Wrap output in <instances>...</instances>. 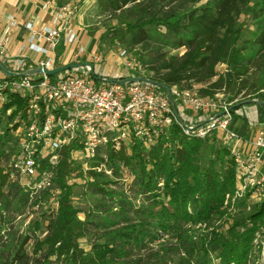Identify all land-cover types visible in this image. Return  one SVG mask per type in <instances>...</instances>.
Returning <instances> with one entry per match:
<instances>
[{"label":"trees","instance_id":"obj_1","mask_svg":"<svg viewBox=\"0 0 264 264\" xmlns=\"http://www.w3.org/2000/svg\"><path fill=\"white\" fill-rule=\"evenodd\" d=\"M181 1L192 7L154 5L155 0H96L99 11L113 21L99 42L147 48L148 73L141 76L169 88L206 84L199 94L211 95L219 89L239 92L256 57L264 54V0H209L197 6L199 0ZM243 15L252 30L239 24ZM172 50L179 52L171 54ZM220 63L226 65L225 73L215 70ZM246 98L264 102V86ZM24 104L11 96L3 108L14 107L8 119ZM253 105L257 121L264 123V103ZM9 137L6 127L0 137V264H162L159 252L151 254L155 258L151 262L147 257L137 260V253L158 239V231L165 232L181 222L192 226L208 223L222 216L224 195L235 188L234 163L218 139L214 135L186 136L173 122L149 146L133 139L120 143L117 149L111 143L100 148L91 166L104 163L111 170L109 175L74 166L69 158L77 145L65 147L55 167L57 209L44 207L20 230L15 219L30 205L28 193L8 179L4 167L6 149H11ZM81 181L98 197L84 212L72 205V189ZM48 194L43 191L36 201H47ZM131 196L141 201L140 206H134ZM263 217L264 200L251 214L253 223ZM89 226L95 230L113 227L109 232L113 236L106 243L90 242L85 251L79 241ZM254 232L253 225L241 233L231 232L228 238L212 232L210 238L200 233L196 240L191 233H179L177 249L189 259L203 253V263L208 264V249L216 245L220 264H248Z\"/></svg>","mask_w":264,"mask_h":264},{"label":"built area","instance_id":"obj_2","mask_svg":"<svg viewBox=\"0 0 264 264\" xmlns=\"http://www.w3.org/2000/svg\"><path fill=\"white\" fill-rule=\"evenodd\" d=\"M71 15L72 9L65 6L57 8L51 26L37 30L33 23H24L29 35L13 56L7 47L11 28L17 26L14 17L8 16L0 37V61H3L0 64L11 73L0 74V137L7 127L11 140L4 167L8 179L28 193L27 214L39 213L46 206L51 211L57 209L55 167L65 147L77 145L70 153L71 162L109 175L104 163L91 166L100 148L111 143L117 149L120 143L133 139L149 146L173 122L186 136L214 135L226 148L235 168L232 203L250 197L262 196L264 200V123L255 119L254 134L250 137L238 134L232 126L234 106L225 102L222 93L202 96L172 86L171 103L162 88L142 81L121 84L118 81L125 77L99 75L93 69L99 77L95 79L86 65L61 71V75L60 72L47 75L45 69L56 67L55 50L61 32L66 46L71 48L77 42L76 32L68 22ZM73 48L74 59L85 52L82 47ZM28 51L45 57L33 58ZM117 56L126 67L141 68L126 50H119ZM101 61V54L95 53L89 63ZM77 68H83L82 73L71 71ZM107 78L114 82H107ZM11 96L24 100L25 104L9 120L14 107L3 108ZM186 111L192 113L190 118L183 115ZM43 191H48L52 200L36 201Z\"/></svg>","mask_w":264,"mask_h":264},{"label":"rangeland","instance_id":"obj_3","mask_svg":"<svg viewBox=\"0 0 264 264\" xmlns=\"http://www.w3.org/2000/svg\"><path fill=\"white\" fill-rule=\"evenodd\" d=\"M52 1L58 8L68 6L72 9L71 18L74 19L77 26V42L72 46V48L76 47L77 45H82L85 51L83 57L85 60H88V57L90 55L92 56L97 52L101 54L102 61L99 63H93V69L95 73L101 72V75H103L102 73H107L110 76L121 75L125 77L132 72H138L140 74L139 76L148 73V59L146 57L148 51L147 48L141 46L131 47L125 44H110L109 40H106L104 43L99 42V36L106 30H108L110 26H112L113 21L106 14H103L99 11V9L97 8L96 0ZM208 1L209 0H199L196 6ZM161 3L172 4L173 6H180L183 9L192 7L191 5L182 2L181 0H155L154 5H158ZM238 22L244 27H248L249 30H252V26L248 20L247 15L241 16ZM72 48L70 49V47H68L66 50L64 45L60 43L56 47V55L61 56L65 54L66 51L72 50ZM123 48L126 49L128 56L133 57L135 59L136 63L141 67L140 69L136 67L129 68L126 67L124 64H117L116 61H112V64H110L107 59H103L105 58V56L107 57L109 53L112 52L113 54H117L118 51L123 50ZM178 52V50H172L170 53L176 54ZM215 70L218 73H225L227 70L226 65L220 63L215 67ZM71 71L82 73L83 68H77ZM61 73L62 72H60L58 75H61ZM0 74H2L3 76V73ZM246 80L247 82L245 84V87L239 92L234 90L233 93L229 91V93H227V91H224L223 89L214 91V93L217 91L222 93L224 95L225 102L232 103V105L234 106L232 111L234 118L232 122H236L237 125L242 129L244 128V126H241V122H244L243 118L249 120L251 118L250 116L256 115L255 106L253 104H246L241 107H238L236 105L249 99L246 97L251 98L252 95L255 94V91L260 88V85L262 87L264 86V54L258 55L256 57L254 65L250 67ZM205 85L194 84L193 87L189 90H191L197 95H201L199 94L198 90L199 88L204 87ZM227 94H229L230 100ZM183 115L187 118H190L188 116H191L192 113L186 111L183 113ZM218 142L221 143L219 140ZM219 143L216 145V147L220 146ZM77 164L81 165L80 162L75 164L73 163L74 166ZM82 169L87 170V168L84 167H82ZM106 171L111 174V170L107 169ZM126 176V174L123 175V177ZM82 184H84V181L83 183L81 181V184L75 185L72 189V205L80 209L81 212H84L90 210L94 206L98 197L90 194L86 190V188L82 186ZM232 193L233 191L227 192L224 195L223 202L220 207V209L223 211L222 216L214 217V220L208 223L192 226L191 223L181 222V224L175 225L176 227L169 228L165 232L158 231V239L151 241L145 246H143L137 253V260H140L142 258L146 260L147 257L146 261H155V258L151 254H154V252H159L158 254L161 256L163 261L162 264H207L203 263L205 259L203 253H200L192 259H189L188 256L183 253L182 249H177V247H179L178 239L176 237L177 234H184L186 232L191 233L192 239L196 240V238H198V234L200 233L204 235L206 234L208 235V238H210L212 232H218L219 234H222L226 238H228L230 234H232L231 232L241 233L245 229L250 228L254 225L255 232L254 239L252 241L254 246L248 264H264V217L262 220L257 221L256 223H253V219L251 218V214L256 211L258 209V206L262 203L263 197H250L242 200H235L232 203L230 199ZM46 200H52V195L48 194ZM131 200L134 206H140L141 201L139 199L134 200L131 196ZM241 201H243V203L239 204ZM37 216L38 213L29 215L26 212H23L16 217V226L20 227V230H22L28 224L29 220L37 218ZM83 219L84 214L80 213L79 220L83 221ZM111 229H113V227L105 229L98 228V230H95L93 229V226H89L85 237L79 241L80 247H82L85 251H88L90 249V242L92 241L106 243L109 240L108 238L113 236V233L109 235ZM149 231H151V227L149 228ZM147 240H150V237ZM28 249L30 250V247H28ZM218 251L219 248L216 245H212L209 247L207 254V258L209 259L208 264H220V258L216 255V252Z\"/></svg>","mask_w":264,"mask_h":264},{"label":"crops","instance_id":"obj_4","mask_svg":"<svg viewBox=\"0 0 264 264\" xmlns=\"http://www.w3.org/2000/svg\"><path fill=\"white\" fill-rule=\"evenodd\" d=\"M57 8L58 7L55 6L52 0H0V37L2 35V32L5 26L8 23V16L14 17V19L17 22V26H14L13 28H11V31L9 34V42H8V47H7L8 53L12 56L15 55L19 47L21 46V44L27 41L29 32L23 26L24 23L26 22L33 23V25L35 26L37 30L38 29L40 30L43 26H47V27L51 26L52 16L54 15ZM68 22L70 26L76 32L77 26H76L74 19L71 18L68 20ZM65 24H67V22ZM63 39H64V34L63 32H61V37H60L58 44L62 43V45H64L65 49L67 50L68 46L65 45ZM77 46L83 48L82 45H77ZM27 54L36 59H42L45 57L44 55H40V54L29 52V51L27 52ZM73 54H74L73 48L72 50L66 51L65 54L61 56H57L56 51H55V56H56V59H55L56 67L55 68L63 67L69 64L90 61L91 55L88 57L89 58L88 60H85L83 58L84 54L79 55L77 59L73 58ZM103 59H107V61H109L110 64H112V61H116L117 64L118 63L123 64L122 63L123 60L119 58L117 54H113L112 52L109 53L107 57L105 56V58ZM102 74L107 75V73H102ZM127 76L130 77L131 73L128 74ZM122 77H125V76H122ZM250 117L251 118L249 120L244 119L246 122L245 121L241 122L242 124L241 126H244L243 129L239 127L236 122L232 124L233 128L238 134L243 135L245 137H250L254 134L255 127L253 126L255 124L254 121L255 119H257V116L253 115ZM263 166H264V163H263Z\"/></svg>","mask_w":264,"mask_h":264},{"label":"water","instance_id":"obj_5","mask_svg":"<svg viewBox=\"0 0 264 264\" xmlns=\"http://www.w3.org/2000/svg\"><path fill=\"white\" fill-rule=\"evenodd\" d=\"M85 65L88 66L90 75H93V77L95 79H99V77L94 75L93 65L91 63H89V62H81V63L69 64V65H66V66H63V67L54 68L52 70H46L45 69L44 72L47 75L51 76V75H53L55 73H58V72H61V71L67 70V69L76 68V67L85 66ZM0 71L2 73L6 74V75H11V73L8 72L1 64H0ZM106 81L109 82V83L114 82V80L111 79V78H107ZM137 81H142V82L148 83L150 85H153V86H156V87L164 89L165 92H166V95L168 96L170 102L172 103V99H171L170 92H169V87H167L163 83H160V82L154 81V80H152L150 78L142 77V76H131V77L125 78L123 80H119L118 82L121 83V84H124V83L137 82ZM260 103H264V102H259L256 99H248V100H245V101L241 102L240 104H237L236 106L246 105V104H260ZM175 116H176V119L179 122H181V120H180V118H179V116L177 115L176 112H175Z\"/></svg>","mask_w":264,"mask_h":264}]
</instances>
